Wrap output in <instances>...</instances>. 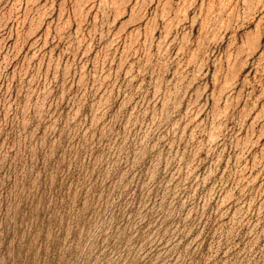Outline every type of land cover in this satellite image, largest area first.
<instances>
[{
    "label": "rangeland",
    "instance_id": "rangeland-1",
    "mask_svg": "<svg viewBox=\"0 0 264 264\" xmlns=\"http://www.w3.org/2000/svg\"><path fill=\"white\" fill-rule=\"evenodd\" d=\"M0 264H264V0H0Z\"/></svg>",
    "mask_w": 264,
    "mask_h": 264
}]
</instances>
